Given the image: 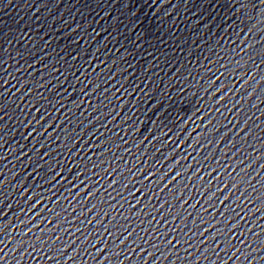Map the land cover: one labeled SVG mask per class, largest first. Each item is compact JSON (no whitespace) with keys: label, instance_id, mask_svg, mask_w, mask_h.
<instances>
[{"label":"water","instance_id":"water-1","mask_svg":"<svg viewBox=\"0 0 264 264\" xmlns=\"http://www.w3.org/2000/svg\"><path fill=\"white\" fill-rule=\"evenodd\" d=\"M0 264H264V0H0Z\"/></svg>","mask_w":264,"mask_h":264}]
</instances>
